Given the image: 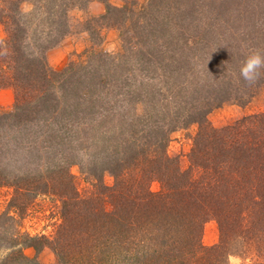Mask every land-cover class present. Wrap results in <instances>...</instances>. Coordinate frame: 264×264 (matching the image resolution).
<instances>
[{"label":"trees","instance_id":"16d2710c","mask_svg":"<svg viewBox=\"0 0 264 264\" xmlns=\"http://www.w3.org/2000/svg\"><path fill=\"white\" fill-rule=\"evenodd\" d=\"M229 1L151 0L148 2V7L141 10L137 16V18L144 19L145 24L142 23L141 26L137 21L132 25L138 33V41L142 46L136 51L137 54L133 52L135 50L131 51L127 46H124L122 52L116 57V61L113 56L106 53H91L92 61L80 66L81 72L68 67L63 72H68L70 76L59 82L55 76L49 75V70H46L43 60L47 46L44 40L46 39L49 44L54 43L59 39L57 37L65 33L66 24L61 17V12L64 14L67 6L75 1L0 0V24L4 30V36L0 38V89L11 87L15 92L13 110L0 113V185L13 186L14 194L19 192H23L21 193L23 195L24 193L29 195L32 192L33 194L52 193L51 187L43 181L48 177L49 171L38 167L42 160L41 152L46 153L41 166L46 163L47 158L52 160L47 152L48 146L45 145L44 139L58 136L60 143L70 147L72 140L71 138L66 139L67 136L73 135L79 129L85 132L87 129L95 130L101 126L105 127L114 114L124 115L118 110L125 107L139 105L145 108L148 106L165 118L163 112L170 108L167 97L171 94L176 99V104L173 103L175 106H171L174 122L183 121V119L194 122L204 117L215 105L217 98L214 91L205 88L204 85L201 90L198 86L201 91L206 92V96L203 95V99L206 100L201 101L195 96L199 92H196L194 83L191 88L182 86V84H176L179 85L177 87L174 84L168 86L170 72L174 69L166 65L169 57L160 50L162 47L158 41L163 36L155 35L154 30L151 29L159 24L157 23L159 17L164 19L160 23L161 26H166V19L170 20L172 16H179L184 29L190 35L185 39L187 48L191 50L192 47H196L194 50L196 52L206 48L210 50L211 46L216 45L215 48L212 47L213 54L216 47H220V44L216 42L218 40L217 25L221 28L225 21L224 17L232 10ZM248 1L254 2V8L250 10L252 14H264V0ZM24 3H29L31 8L24 10ZM217 6L221 10L219 16H215L218 11ZM111 9H113L112 17L115 21H118L116 16L121 17L119 20L121 25L128 15L132 17L134 14L132 8L127 6V2L120 8L107 6L108 13ZM149 16H151L150 20ZM148 27L151 29H147ZM138 28L143 29L139 32ZM198 30L204 32L198 34ZM195 34H198L197 38ZM223 56L224 53H218L217 56L215 53L212 59L220 60ZM38 64L40 66L34 74L42 76L48 87L53 89V92L51 91L53 100L51 98L41 100L43 95L39 92L40 86L28 84L27 81L26 84L23 83L26 76L28 77ZM137 87L144 95L141 96ZM69 92L72 93L70 96L67 95ZM84 92H87V96L81 95ZM229 93V91L225 92L221 102L228 99ZM58 96H60L59 99H57ZM38 100L43 101V104H38ZM191 110L201 111L203 116L197 118L193 116ZM157 117H153L152 114L146 116L145 121L141 122H144L142 125L146 126L147 130L141 127L132 129L124 138H120L121 143L116 148L114 147L116 150L114 154H107L109 157H106L108 161L103 171L107 170L113 176L115 186L107 187L108 192H104L108 197L104 201L101 200V206L97 204L99 210H97L96 218L90 215L86 218L90 221H86L76 211V216L70 219L72 222L69 225L65 223L67 213L62 212V223L58 225L60 232L56 234V238L59 239L63 235L62 239H74L77 233L79 242L85 246L82 250L84 253L87 252L89 257L98 249L94 251L96 247H92L91 243L87 246L86 243L89 244L90 241L102 238L101 254L111 253L116 254L118 258H132L136 264H158V262L159 264H181L183 262L184 264L185 262L186 264H203L209 260L205 257L206 253H210L209 248L202 245L200 234L202 223L205 220L204 215H206L204 205L209 200L215 202L216 196L208 194L205 190L200 191L196 196H186L184 191L177 192V189H175L176 194L168 192V195L167 190L163 194L146 191L147 181L159 170V165L167 160L164 154L166 135H157V128L153 129L150 126L155 123L152 118ZM131 120L127 124L132 125ZM162 122L163 127L170 130L172 127L170 122L164 120ZM95 124L98 126L94 127ZM250 132L243 136L241 132H238L240 139L236 140L237 148L234 149V153L240 160L234 166L224 161L220 169H214L212 166L209 169L217 170L215 172L220 171V175L222 172L225 176L229 175L227 177L228 186L234 185L235 182V185L240 188L244 184L241 183L243 179L249 180L250 183L251 179H254L253 184L257 183L263 190L260 202L264 205V140H259L256 134L254 138ZM250 135L253 136L252 139L249 138ZM37 145L43 150H38ZM98 153L97 151L96 154ZM73 159L75 161V158ZM56 173L60 174L58 171ZM65 175L70 177L68 173ZM135 177L137 180H134ZM39 181H42V185ZM254 185L251 184V187L255 188L256 185ZM75 197L77 195L73 196L74 201H77ZM225 199L227 201V196ZM30 206L31 201H23L16 208L22 212ZM9 208L15 209V206L10 203ZM223 214L222 212V221H225L228 216ZM9 220L15 222L14 217L5 213L1 214L0 235H4L6 231L9 234L11 232V235L17 232L6 227L8 225L12 227ZM224 223L226 225L221 224L220 230L226 238L230 233V228L227 222ZM157 237L158 241H156ZM151 239H155L152 246ZM229 245H220L218 247L220 250L214 248L211 251L212 254L208 256L211 261L208 264H227L226 259L230 254ZM167 246H170L171 255L167 249L166 252L164 251ZM84 248L87 250L85 251ZM79 253L84 256L83 252ZM157 253L159 254L156 255ZM257 256L260 259L256 264H264V255Z\"/></svg>","mask_w":264,"mask_h":264},{"label":"rangeland","instance_id":"374dc122","mask_svg":"<svg viewBox=\"0 0 264 264\" xmlns=\"http://www.w3.org/2000/svg\"><path fill=\"white\" fill-rule=\"evenodd\" d=\"M74 1L67 6L64 14L61 12V17L66 24L65 33L57 37L59 39L53 41L54 43L49 44L46 39L44 40L47 46L43 60L46 70H49V75L55 76L59 82L70 76L68 72H63L68 67L81 72L79 67L92 61L91 53H106L113 56L116 61V57L122 52L124 46L129 47L131 51L135 50L133 52L138 51L142 46L138 41V33L132 25L137 21L141 26L142 23L145 24L144 19L137 18V16L141 10L148 7V2L151 0ZM125 2L128 7L132 8L134 14L132 17L128 15L121 25L119 22L121 17L116 16L118 21H115L112 17L113 9L108 13L107 6L120 8ZM229 2L232 10L228 12L226 16L228 18L224 17L223 26L220 28L217 25L218 40L216 42L220 44V47H216L217 50L215 49L213 54L212 47L215 48L216 45L211 46L210 50L206 48L196 52L194 51L196 47H192L191 50L187 48L185 39L189 33L184 29L179 16H176L177 18L172 16L170 20L166 19V26H161L160 23L164 19L159 17L157 19L159 24L152 27L153 29L147 28L154 30L155 35L163 36L158 44L161 45L160 50L163 54L169 57L166 65L174 69L170 72L168 86L182 84V86L191 88L194 83L196 92H199L195 96L204 101L206 99H203V95L206 96V92L201 91L204 85L205 88L213 90L216 98L219 99L218 101L216 99L215 105L197 121L183 119V121L174 122L171 106H175L173 103L176 104V99L170 94L167 97L170 108L163 112L165 118L148 106L142 108L139 105H130L129 108L118 110L125 116L114 114L105 127L99 126L98 129H87L85 132L79 129L73 135L67 136L66 139L71 138L72 140L70 147L60 143L58 136L44 139L45 145L48 146L47 152L52 160L47 158L46 163L41 166L46 157L43 151L41 152L42 163L40 162L38 167L49 171L48 177L43 181L51 187L53 192L36 193L37 195L33 192L29 195L21 194L23 192L14 194L13 186L0 185V217L3 213L14 217V223L9 220L12 227L9 225L6 227L17 231L14 235H11V232L9 234L8 231L0 235V264H136L132 258H118L116 254L111 253L101 254L102 238L90 241L89 244L86 243L87 246L91 243L92 247H96L94 251L97 249L99 251V253L98 251L91 253L89 257L87 252L84 253L82 250L85 246L79 242L77 233L74 239H62L63 235L58 239L56 234L60 232L58 225L63 218L62 212L67 213L65 223L69 225L72 222L70 219L76 216V211L86 221H90L86 219L90 215L96 218L97 210H99L97 204L101 206V200L104 201L108 197L104 192H108L107 189L115 186L113 176L107 170L103 171L109 157L107 154H114L116 151L114 147L116 148L121 143L120 138H124L132 129L141 127L147 130V127L142 125L144 122L141 121H145V117L150 114L153 117L158 116L156 119L152 118L155 123L150 126L153 129L157 128V135H166L164 154L167 160L159 165V170L147 181L146 191L163 194L167 190L168 195V192L174 194L177 189V192L184 191L186 196H196L200 191L205 190L208 194L215 195V202L208 199L209 201L204 205L206 215L202 223L200 240L204 247L209 248L210 253H206L205 256L209 260L200 262L210 263L208 256L212 254L211 251L224 244H230L227 264H256L258 262L260 258L257 255H264V205L260 202L263 190L257 183H254L256 186L253 184L254 179H251V183L243 179L241 183L244 184L240 188L235 185V182L234 185L228 186L227 177L229 175L225 176L223 172L220 175V171L215 172L217 170L209 169L211 166L214 169H220L224 161L234 166L240 160L234 153V149L237 148L236 140L240 139L238 132H241L243 136L251 130L250 134H253L254 138L256 134L259 140H264V69L260 70L261 75L255 83H248L239 76V67L249 52L264 53V14L256 15L250 12L254 8L252 1L230 0ZM23 8L28 10L31 5L24 3ZM220 13L221 10L218 8L215 16H219ZM151 16L148 17L149 20ZM141 29L143 28H138L137 31L141 32ZM201 32L204 31L198 30V34ZM198 34H195L196 38ZM3 36L4 30L0 24V38ZM217 52L224 53V56L220 57V60H213L212 57L215 53L217 56ZM38 66L40 65L33 68V72L28 77L26 76L23 83L27 81L28 84L40 86L39 92L43 95L41 100H49L53 89L48 87L42 76L34 74ZM148 66L153 67L151 64ZM209 68L213 71L211 72ZM65 86L68 88L67 85ZM177 86L179 85L175 87ZM137 91L140 92L139 87ZM226 91L230 92V96L221 102ZM70 93L67 95L70 96ZM140 94L144 95L142 92ZM81 95L87 96V92ZM14 98L13 88L0 89V113L13 110ZM59 98L60 96L57 97ZM41 100H38V104H43ZM192 112L197 118L203 116L201 111ZM134 116H136L135 119ZM132 118L134 120H131ZM162 119L170 122L172 126L170 130L163 127ZM130 120L132 125L127 124ZM95 126L98 125L95 124ZM249 138L252 139L253 136L250 135ZM40 142L39 145H41ZM39 145L37 148L42 151ZM97 151L98 154H96ZM65 173H68L70 177H67ZM134 180H137L136 177ZM39 184L42 185V181H39ZM251 184L255 188H252ZM75 195H77L75 197L77 201L73 199ZM23 201H31V206L19 212L16 207ZM10 203L15 206V209L9 208ZM89 211L93 212L88 213ZM222 212L228 216L225 221H222ZM224 222H227L230 228V233L226 238L220 230L221 224L226 225ZM154 240L151 239V246ZM169 247H165L164 251L166 252L167 249L171 255ZM79 252H83L84 256Z\"/></svg>","mask_w":264,"mask_h":264},{"label":"clouds","instance_id":"9594fccd","mask_svg":"<svg viewBox=\"0 0 264 264\" xmlns=\"http://www.w3.org/2000/svg\"><path fill=\"white\" fill-rule=\"evenodd\" d=\"M264 69V53L260 51L249 52L239 67V76L248 83H255Z\"/></svg>","mask_w":264,"mask_h":264}]
</instances>
